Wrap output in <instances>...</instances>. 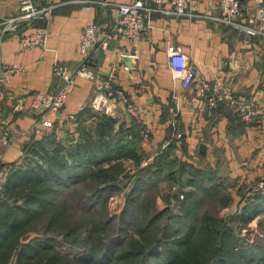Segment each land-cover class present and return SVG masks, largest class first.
<instances>
[{"label":"crops","instance_id":"crops-1","mask_svg":"<svg viewBox=\"0 0 264 264\" xmlns=\"http://www.w3.org/2000/svg\"><path fill=\"white\" fill-rule=\"evenodd\" d=\"M18 1L0 0V18L15 15ZM136 1L62 0L44 18L4 38L0 43V119L12 127V132L11 144H0V154L7 164L12 163L31 140L23 133L36 119L30 108L33 95L56 91L60 86L52 71L54 64L62 63L68 72H75L86 62L94 75L93 80L76 77L65 107L58 114H49L58 134L63 136L66 128L75 124L68 122V115L78 113L79 106L92 95L94 83L118 63L120 73L115 87L125 93L137 119L124 104H116L112 117L117 120V129L130 128L135 122L141 129L148 128L150 139L141 144V151L148 158L167 139L170 129L166 109L178 107L187 149L183 158L203 169L211 166L217 170L223 189L232 197L230 208L238 213L251 197L256 178L264 174V115L251 123L242 124L240 118L231 120L228 113L235 111L223 99V112L209 116L206 100L192 88L184 90L171 71L169 52L180 48L188 61L199 68L215 95L223 96L229 89L243 99L264 102V0H244L239 16L233 20L235 24L221 20L217 0H196L186 6L181 16L165 12L169 6L151 2L150 28L136 44L135 52L132 43L122 38L97 44L87 58L78 53L80 33L87 24L109 29L117 18L118 7ZM35 27L48 32L45 44L22 48L20 36ZM245 27L253 28L255 34L247 33ZM82 121L91 127L94 117ZM200 144L205 146L203 153ZM124 166L132 176L139 169L132 159L124 160ZM125 190L112 198L125 202ZM261 196L264 198V194Z\"/></svg>","mask_w":264,"mask_h":264},{"label":"trees","instance_id":"trees-1","mask_svg":"<svg viewBox=\"0 0 264 264\" xmlns=\"http://www.w3.org/2000/svg\"><path fill=\"white\" fill-rule=\"evenodd\" d=\"M228 114L239 119L231 110ZM90 117L94 122L87 127L82 120ZM116 125L114 117L86 110L63 136L57 127L32 136L22 147L23 156L7 164L0 194V264H264V237L249 242L240 235L244 225L264 218L260 193L229 219L200 215L207 199L226 192L217 170L184 159L183 136L134 176L127 174L124 160L139 166L147 158L141 151V126ZM162 183L169 193L158 209ZM173 185L178 193L171 191ZM82 186L89 189L81 193ZM125 189L116 234L108 203ZM70 198L77 199V206ZM74 207L82 211L79 217L71 213Z\"/></svg>","mask_w":264,"mask_h":264},{"label":"built area","instance_id":"built-area-1","mask_svg":"<svg viewBox=\"0 0 264 264\" xmlns=\"http://www.w3.org/2000/svg\"><path fill=\"white\" fill-rule=\"evenodd\" d=\"M196 0H137L132 4H122L118 7V15L109 29H103L96 24H87L80 33L78 53L87 58L90 51L99 43L105 44L111 39H127L132 43L133 51L138 41L142 40L150 28V15L153 9L150 3L154 2L160 6H169L165 10L178 16L184 15L186 6L193 4ZM62 3V0H19L17 13L13 16L0 18V43L9 34H15L26 24H31L34 20H40L50 14L54 8ZM217 8L221 14V20L232 23L239 16L242 9V0H217ZM262 13V10H261ZM247 33L255 34V30L250 27L244 28ZM48 37V32L42 27L32 28L28 34L20 36L21 46L24 49L43 46ZM170 69L177 78L180 79L184 90L194 89L197 94L206 100V108L209 116L217 114L218 102L226 100L228 106L235 111L237 116L244 123H251L264 115V102H254L243 99L233 94L229 89L223 96H217L211 92V85L206 81L198 67L188 61L187 56L180 48L172 49L169 52ZM3 69L0 64V96L2 93L1 84L3 81ZM53 74L60 82L56 91H40L33 95L30 108L34 111L36 119L32 127L23 133L26 137H41L54 128L55 122L50 119L49 114H58L66 105L70 88L74 85L76 77L93 80L94 75L84 62L75 72H68L62 63L53 66ZM120 65L113 64L108 73L94 83V90L87 102L78 108L80 114L89 110L93 115L114 114L116 104H124L131 115L137 119V112L126 97L125 93L115 87V82L119 77ZM77 114H69V123L75 122ZM180 111L176 106L168 108L167 122L171 128L170 138L165 139L156 152L148 158H144L139 163V167H145L156 155L166 149L171 142L180 144L184 136ZM68 123V124H69ZM138 123V122H137ZM64 131V130H61ZM12 127L0 119V144L9 146L11 144ZM142 142L150 139V131L142 126L140 130ZM23 156V151H18V159ZM8 176V166L4 157L0 154V194L6 184ZM264 194V174L256 178L255 184L251 187L252 194ZM113 197V196H112ZM111 197V199H112ZM184 194H179V199H183Z\"/></svg>","mask_w":264,"mask_h":264},{"label":"rangeland","instance_id":"rangeland-1","mask_svg":"<svg viewBox=\"0 0 264 264\" xmlns=\"http://www.w3.org/2000/svg\"><path fill=\"white\" fill-rule=\"evenodd\" d=\"M127 174H130L129 170L127 171ZM87 189H89L87 186H82V187H80V190H82V191H79V192L85 193V191H87ZM160 190H161V196H159V198L157 197V203H156V208H158V209H162L166 205L165 202L163 201L164 199L162 197L166 196L169 193L168 185H166L165 183H162L160 186ZM171 191L178 193L180 191V189L178 188L177 185H173ZM124 192L126 193L127 189ZM218 195L219 196H215L211 199H207L206 202H204V204H202V207H200L199 214L200 213L202 214L203 212H207L210 215L217 216L218 218L229 219L232 214L237 213V211L232 212V209L230 208L232 205V203H231L232 200H230L228 205L223 206V204H224L223 202L226 198L227 199L232 198L231 195L228 193V191L227 192L222 191V193L218 194ZM76 200L77 199L70 198V201L72 204H74V206H77ZM115 200H116V198H112L111 201H109V203H108V216L107 217L109 219L114 218L113 219L114 221H112L110 224V226L113 227L111 229V231L113 233L118 234L119 233L118 232L119 224L117 222V216L122 211V209L124 207L122 205L125 202L120 201V203H119ZM221 200H223V201H221ZM71 213H73L77 217H79L82 214V211L78 207L77 208L74 207V210H72ZM237 224L239 227H241V224H239V223H237ZM260 224H262V225H260ZM238 231H239V228H238ZM240 235L247 238V240L249 242L258 241V240H260L259 238H263L264 237V218L258 217V218H256V220L249 222L247 224V226L244 225L241 229Z\"/></svg>","mask_w":264,"mask_h":264},{"label":"water","instance_id":"water-1","mask_svg":"<svg viewBox=\"0 0 264 264\" xmlns=\"http://www.w3.org/2000/svg\"><path fill=\"white\" fill-rule=\"evenodd\" d=\"M204 144H200V152L203 153L204 152Z\"/></svg>","mask_w":264,"mask_h":264}]
</instances>
